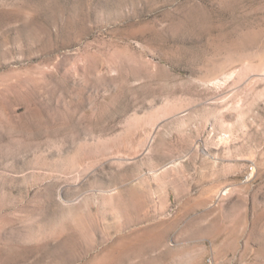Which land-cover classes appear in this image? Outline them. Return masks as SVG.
<instances>
[{
	"label": "rangeland",
	"instance_id": "1",
	"mask_svg": "<svg viewBox=\"0 0 264 264\" xmlns=\"http://www.w3.org/2000/svg\"><path fill=\"white\" fill-rule=\"evenodd\" d=\"M0 264H264V0H0Z\"/></svg>",
	"mask_w": 264,
	"mask_h": 264
}]
</instances>
